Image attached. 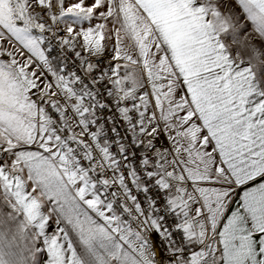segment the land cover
<instances>
[{"label":"snow or ice","instance_id":"6c2138e0","mask_svg":"<svg viewBox=\"0 0 264 264\" xmlns=\"http://www.w3.org/2000/svg\"><path fill=\"white\" fill-rule=\"evenodd\" d=\"M236 3L260 47L218 0H0V264H264V0Z\"/></svg>","mask_w":264,"mask_h":264},{"label":"crops","instance_id":"0c3cea01","mask_svg":"<svg viewBox=\"0 0 264 264\" xmlns=\"http://www.w3.org/2000/svg\"><path fill=\"white\" fill-rule=\"evenodd\" d=\"M88 2L91 3V0H88ZM101 10H105V9L102 8ZM98 22H102V21H97L94 19L92 21V24L95 25ZM87 26H88L87 23H85L84 27H87ZM107 27L110 31L112 30L113 26H112L111 22L108 23ZM228 42L231 44V41H228ZM249 45H251V44H249ZM231 49H232L233 55H235L237 52H239L242 59H244L245 61L248 60V58L250 56V49L248 47H243L240 45L231 44ZM252 63L259 66V63L255 60H253ZM257 71L259 72L258 67H257ZM49 79H51V78L49 77ZM161 142H163L164 147L170 146L166 140H163V137H162ZM157 146H160V142H158ZM169 170H172V168L169 167ZM0 208H2V210L5 214L7 212L11 211V209L9 208L7 202L5 201V199L3 197L2 190H0ZM44 211L47 212V207L44 208ZM22 218H23L22 216L18 217V219H22ZM15 225H16V221H9L6 225V228H10V229L14 230ZM54 227H55V217H53V219L49 222V226L46 228V232L51 234L54 230ZM32 232H34V229L29 230V235H31ZM35 247L42 248V249L45 248V246L43 245L42 239L37 240L35 242ZM46 260H47L46 251H41L40 253L36 254L35 264H45Z\"/></svg>","mask_w":264,"mask_h":264},{"label":"rangeland","instance_id":"374dc122","mask_svg":"<svg viewBox=\"0 0 264 264\" xmlns=\"http://www.w3.org/2000/svg\"><path fill=\"white\" fill-rule=\"evenodd\" d=\"M218 3H219V6H220V10L224 14H228L229 11L231 10V11H234L237 15L240 16V20L244 24V28L241 31L240 35H241V37H243V36H245L247 34V41H245V43H247V44H255L257 47H260L261 46L260 38L255 33L253 25L250 22H247L244 19V14L242 13L241 9L239 8V5L236 3V0H218ZM113 39H115L114 36H113ZM124 43L131 50V43L132 42L127 40V39H125ZM14 46H15L14 44H8L6 41L4 42V47L6 49H8L9 51H12ZM134 58H135V55H134ZM3 59L7 60L8 57L5 55L3 57ZM257 62L259 63V61H257ZM258 69H259V71H262V70H264V66H260L259 65Z\"/></svg>","mask_w":264,"mask_h":264},{"label":"built area","instance_id":"2783aa9c","mask_svg":"<svg viewBox=\"0 0 264 264\" xmlns=\"http://www.w3.org/2000/svg\"><path fill=\"white\" fill-rule=\"evenodd\" d=\"M53 54L55 55V53H53ZM109 103H111V100H109ZM112 111H114V106H113ZM106 114H111V112L106 113ZM117 115H118V114H117ZM120 131H121V133L123 134L124 129L121 128ZM157 199H159V198H157ZM151 238H152L153 242H157V243H158L159 238H158V236H157L156 234H153Z\"/></svg>","mask_w":264,"mask_h":264},{"label":"trees","instance_id":"16d2710c","mask_svg":"<svg viewBox=\"0 0 264 264\" xmlns=\"http://www.w3.org/2000/svg\"><path fill=\"white\" fill-rule=\"evenodd\" d=\"M54 55V54H53Z\"/></svg>","mask_w":264,"mask_h":264}]
</instances>
